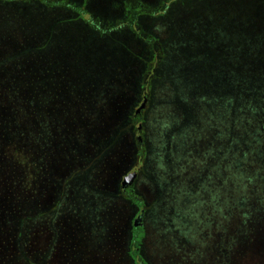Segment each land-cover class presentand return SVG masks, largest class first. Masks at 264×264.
<instances>
[{"label":"rangeland","instance_id":"374dc122","mask_svg":"<svg viewBox=\"0 0 264 264\" xmlns=\"http://www.w3.org/2000/svg\"><path fill=\"white\" fill-rule=\"evenodd\" d=\"M39 1L6 0L0 9V81L7 73L17 78L16 87H23L30 99L32 85L41 89L33 108L39 105L38 116L45 119L43 151L46 159L51 156L42 164L36 196L41 211L26 219L25 246L31 257L19 264H186L193 244H204L205 262L213 264L214 207L212 218H205L199 195L191 200L180 196L175 204L176 226L188 229L181 232L185 246L171 243L172 250L161 252L169 234L168 211L156 187L167 171L159 152L167 147L170 154L177 143L182 151L174 157L180 160L184 146L196 144L208 129V118L216 115L214 102L213 110L209 103L201 106L203 95L197 100L200 113L189 102L194 86L213 88L219 74L211 72L210 79L194 84L187 76L194 69L188 54H205L213 41L211 28L222 31L216 8L235 9L244 2V15L253 18L248 7L257 1L262 9V0H81L82 16L71 0ZM58 3L64 7H52ZM14 29H20L16 37ZM33 37L41 40L37 51L23 58L22 47H30ZM240 38L247 44L251 36ZM225 50L218 47V53ZM8 57L21 63L3 61ZM217 63L218 72L230 67L226 61ZM59 95L63 105L74 102L66 107L71 116L58 103ZM131 105L135 124L129 122L130 131H125L128 125L122 122V133L110 146L109 137L126 121ZM193 116L195 123L190 122ZM58 117L70 118L71 125L59 129ZM189 122L194 125L190 131ZM151 155L159 157L153 165ZM135 241L142 247L139 254Z\"/></svg>","mask_w":264,"mask_h":264},{"label":"trees","instance_id":"16d2710c","mask_svg":"<svg viewBox=\"0 0 264 264\" xmlns=\"http://www.w3.org/2000/svg\"><path fill=\"white\" fill-rule=\"evenodd\" d=\"M79 2L81 0L70 1L72 5H76L75 13L82 16ZM5 4L6 0L0 1V9ZM251 5L248 11L254 14L251 15L253 18L244 15L243 11L247 9L244 2L235 9L217 7L216 13L220 18L218 20L222 31L219 33L218 29L210 27L213 30L210 49L205 54L200 50L192 52L193 55L188 54L193 57L190 61L193 62L194 69L188 71L187 76L191 77L193 84L203 77L210 79L219 74V83L212 84L213 88L210 84L200 83L192 91L188 88L192 93L189 106L200 113L197 100L203 95L201 97L206 100L201 106L209 103L212 108L214 102L216 115L208 118V129L196 144L184 146L180 160L175 159L176 154L182 151L177 143L171 148L170 154L167 147L160 149V158L167 163V171L163 172L164 179L160 177L157 180L159 184L156 185L158 194H163L164 205L168 211L164 220L167 218L169 237L161 244L163 255L166 250L176 247L175 245L185 246L181 232H187L188 229H179L173 219L179 197L187 195L191 200L199 195V205L203 206L205 218H212L210 209L214 207L212 224L215 226L216 242L213 264H264V5L262 9L257 1ZM52 7L64 5L58 3ZM4 32L3 35L7 34L8 28ZM19 34L20 29L13 32L15 37ZM243 34L251 36L246 41L247 44H242L243 39L240 36ZM30 42V47L28 44L22 47L24 52L20 55L23 58L26 54L34 55L38 45L36 42L40 43L41 40L39 42L37 37H33ZM218 47L226 50L234 48L237 51L225 50L218 53ZM243 47L250 50L246 51ZM3 61L16 63L19 60L8 57ZM225 61L230 67L218 72L217 62ZM201 65L206 67L202 68ZM23 74L27 73L24 71ZM29 74H34L32 68ZM9 77L10 74L7 73L4 80L0 81V264H19L31 257L25 246V226L28 225L26 219L29 214H38L41 211L36 196L42 179V164L46 159L43 151V140L46 137L40 132L45 124V119L38 116L40 107L36 105L33 108L35 102H39L36 98L41 89L32 85L34 94L33 99H30L23 87H16L17 78ZM36 77L39 78V75ZM31 78L33 80L34 77ZM50 94H53L52 91ZM58 99L66 116H71L69 108L66 107L74 102L65 100L63 103L66 105H63L60 103V95ZM134 114L135 109L131 105L125 116L126 121L122 119L117 131L109 137L110 146H114L117 135L123 130L120 127L122 122L128 125L125 131H130L129 122L135 124L137 120L133 118ZM197 117L200 118L199 115ZM197 117L193 116L190 122L195 123ZM57 122L61 125L59 129L65 130L71 125L68 124L71 123L70 118L58 117ZM190 122L186 128L188 131L194 127ZM50 158L51 156L46 162H50ZM156 158L151 155L149 165H153ZM178 161L182 166L177 165ZM191 171L194 172L192 176V173L185 175ZM189 177L191 180L188 182ZM79 185L85 184L79 183L76 186ZM213 197L215 201L211 203ZM202 234L204 238L206 232L203 231ZM171 243L173 247L170 248ZM134 245V252L139 254L142 251L141 245L137 242ZM205 251L204 244H193L192 250L186 253V264H210L205 262ZM175 261V264H181V261Z\"/></svg>","mask_w":264,"mask_h":264},{"label":"water","instance_id":"95a60500","mask_svg":"<svg viewBox=\"0 0 264 264\" xmlns=\"http://www.w3.org/2000/svg\"><path fill=\"white\" fill-rule=\"evenodd\" d=\"M141 214H143V212H142ZM138 220H140V217H139V219H138Z\"/></svg>","mask_w":264,"mask_h":264},{"label":"flooded vegetation","instance_id":"af4514ba","mask_svg":"<svg viewBox=\"0 0 264 264\" xmlns=\"http://www.w3.org/2000/svg\"><path fill=\"white\" fill-rule=\"evenodd\" d=\"M139 221V220H138Z\"/></svg>","mask_w":264,"mask_h":264}]
</instances>
